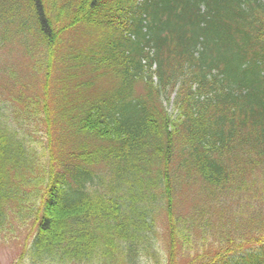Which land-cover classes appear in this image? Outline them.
Wrapping results in <instances>:
<instances>
[{"label": "trees", "instance_id": "trees-1", "mask_svg": "<svg viewBox=\"0 0 264 264\" xmlns=\"http://www.w3.org/2000/svg\"><path fill=\"white\" fill-rule=\"evenodd\" d=\"M49 7L0 0V38L33 41L28 58L39 51L37 69L41 62L49 70L60 34L94 26L99 43L68 58L96 76L111 74L119 86L79 101L90 83L78 85L71 105L78 110L63 117L74 149L57 164L34 155L0 115V235L15 220L36 229L14 264L155 258L161 210L174 248L178 240L189 249L193 233L219 242L181 264H264V0H61ZM153 66L158 89L133 99L131 86ZM171 91L176 118L162 104H170ZM184 184L199 185L205 200L195 218L175 210ZM245 209L255 218L244 219Z\"/></svg>", "mask_w": 264, "mask_h": 264}, {"label": "rangeland", "instance_id": "rangeland-1", "mask_svg": "<svg viewBox=\"0 0 264 264\" xmlns=\"http://www.w3.org/2000/svg\"><path fill=\"white\" fill-rule=\"evenodd\" d=\"M53 1L59 3L61 0H45L48 9H50L49 4ZM90 27L94 28V26ZM90 27L77 26L57 37L59 40L53 49V64L49 70L46 64L42 65L41 62L39 63L40 68L37 69L39 51H37L34 60L28 58V53L36 52L33 41L26 40L19 43L16 41L8 44V41H3L0 38V115L2 122L5 121L7 126L19 132L18 138L22 137L24 144L32 149L34 155L42 161L52 158L57 164L63 157L62 154L66 155L74 149V142L63 117L71 115L66 114L68 109H74L75 112L78 110L71 107L79 97L76 94L78 85L81 84L82 88H86L85 82L90 83L86 88L87 91L81 94L79 101H85L88 97V100L91 101L95 95L105 94L119 84L111 74H101L102 71L95 72L98 77L92 72H88L90 66L82 68L80 67L81 63H75L71 61L70 57L68 58L71 54L85 52L90 44L99 42H95V39L99 38V34ZM103 33L101 31V36ZM45 59L44 56L43 60ZM148 74L152 75L150 71L145 70L144 79ZM155 78L152 80V87L156 90L158 89V80ZM146 82L140 78L136 80L133 84L135 96L147 93ZM175 91L177 92V90ZM171 93L173 92H169V94ZM174 93L171 96L170 104L165 99L162 104L167 107L168 114L176 118L179 114L173 103ZM162 97L165 98L166 93L162 92ZM28 102L31 103L30 106L26 104ZM80 115L81 113L75 115L76 121L80 119ZM20 173L22 175L24 171H20ZM199 190V185H181L174 201L177 214L195 218L205 210V200L198 198L202 194ZM243 201L245 200L241 198L239 202ZM236 203V200L226 202L227 205H236ZM246 210L244 219L255 218L254 214L249 215ZM154 219L153 242H155L154 252L157 256L153 258L150 255H143L138 264H181L190 261V258H195L198 254L211 252L212 249L215 250L219 246L215 237L206 238L203 235V242L201 236L198 237L193 233L194 241L191 244L190 241L185 244L191 246L189 249L181 248L178 240H175L174 248V244L170 241L171 230L167 214L161 210ZM9 225H11L10 233L4 232L0 235V264H14L20 260L19 257L24 253L34 234L30 225L21 226L17 220ZM218 230L209 232L208 235Z\"/></svg>", "mask_w": 264, "mask_h": 264}]
</instances>
